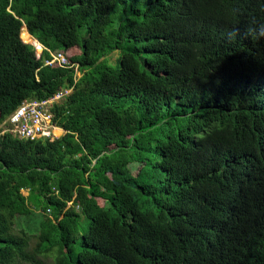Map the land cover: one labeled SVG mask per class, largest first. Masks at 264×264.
I'll use <instances>...</instances> for the list:
<instances>
[{"label": "trees", "instance_id": "1", "mask_svg": "<svg viewBox=\"0 0 264 264\" xmlns=\"http://www.w3.org/2000/svg\"><path fill=\"white\" fill-rule=\"evenodd\" d=\"M261 24L264 0H0V123L72 90L59 138L0 135V264H264Z\"/></svg>", "mask_w": 264, "mask_h": 264}, {"label": "built area", "instance_id": "2", "mask_svg": "<svg viewBox=\"0 0 264 264\" xmlns=\"http://www.w3.org/2000/svg\"><path fill=\"white\" fill-rule=\"evenodd\" d=\"M53 61L69 64L65 55L60 52L53 54L52 59L47 61V64ZM70 94V88H61L50 97L21 102L0 123V135L8 133L21 140L57 139L60 134L57 136L55 132L60 127L54 120L53 108L61 104Z\"/></svg>", "mask_w": 264, "mask_h": 264}, {"label": "rangeland", "instance_id": "3", "mask_svg": "<svg viewBox=\"0 0 264 264\" xmlns=\"http://www.w3.org/2000/svg\"><path fill=\"white\" fill-rule=\"evenodd\" d=\"M23 26H24V25H23ZM20 38H21V40H22L23 42H25V43H30V42L25 41V40L22 38V34H21V33H20ZM37 47H38V48L36 49V52H37V54H40V53H41V50L43 49V47H42V45L39 44V43H38ZM39 47H40V48H39ZM76 52H77V49H71V51H69L68 53L66 52V53H67L68 56H71V55L75 54ZM119 55H120V52L115 51L112 55H110V56L108 57V59H109V63H110V65L112 66V69H113V70H116V69L119 68V62H118ZM96 75H100V73H97ZM76 76H77V77H80V76H81V73H80V72H79V73H76ZM63 132H64V130L62 129V131H61V127H60L59 130L55 132V134H56L57 136H59V134H60V136H61V135L63 134ZM58 138H59V137H58ZM48 139L53 140V139H51V138H48ZM130 166H131V170H132V172H133V173H136V170L138 169L139 164H138V163H134V164H131ZM29 207L32 208L33 210H36V209L33 208V206H32L31 203H29ZM39 211L41 212V214H42L43 216H44V215H45V216H48V215L50 214V212H49L48 210H46V211H41V210H39ZM38 218H39L38 216H34L33 212H32V213H29L28 215H21V216H18V217H17V220H16V222H15V228H16V230H19L20 226H24L25 228H27V229H29V230H34V231H36V227H38V226H37V223H36L35 220H37ZM31 240H32V243L35 242V240H34L33 237H31ZM45 262H46V264H51V259L48 258L47 260H45Z\"/></svg>", "mask_w": 264, "mask_h": 264}, {"label": "clouds", "instance_id": "4", "mask_svg": "<svg viewBox=\"0 0 264 264\" xmlns=\"http://www.w3.org/2000/svg\"><path fill=\"white\" fill-rule=\"evenodd\" d=\"M253 31L254 30L249 29L248 34L253 35ZM255 36L256 37H264V24L259 25L258 30L255 31Z\"/></svg>", "mask_w": 264, "mask_h": 264}, {"label": "bare ground", "instance_id": "5", "mask_svg": "<svg viewBox=\"0 0 264 264\" xmlns=\"http://www.w3.org/2000/svg\"><path fill=\"white\" fill-rule=\"evenodd\" d=\"M39 48H40V47H39ZM53 62H57V61H53ZM58 63H59L61 66H65V67L68 66L67 63H66V64H62V63H60V62H58ZM46 64H47V61H46ZM48 64H49V63H48ZM76 73H79V71L76 70ZM71 91H72V90H71Z\"/></svg>", "mask_w": 264, "mask_h": 264}, {"label": "water", "instance_id": "6", "mask_svg": "<svg viewBox=\"0 0 264 264\" xmlns=\"http://www.w3.org/2000/svg\"><path fill=\"white\" fill-rule=\"evenodd\" d=\"M34 46H36L34 43H32ZM37 47V46H36Z\"/></svg>", "mask_w": 264, "mask_h": 264}]
</instances>
